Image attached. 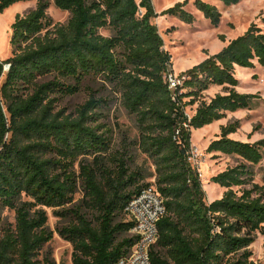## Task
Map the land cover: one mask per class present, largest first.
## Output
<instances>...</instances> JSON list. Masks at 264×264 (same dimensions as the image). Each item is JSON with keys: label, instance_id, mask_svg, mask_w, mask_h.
<instances>
[{"label": "trees", "instance_id": "trees-1", "mask_svg": "<svg viewBox=\"0 0 264 264\" xmlns=\"http://www.w3.org/2000/svg\"><path fill=\"white\" fill-rule=\"evenodd\" d=\"M31 1L0 0V14ZM52 1L69 13L67 23L53 24L49 2L37 0L34 10L15 17L13 55L0 62V264H56L45 252L53 238L45 209L62 222L55 233L71 246V264L116 263L134 243L133 224L122 219L125 208L150 186L165 207L153 264H256L250 248L257 234L264 242V187L253 183V167L263 160L264 139H231L238 120L220 127L207 153L237 157L239 163L210 179L224 192L209 204L189 158L192 130L251 110L257 96L236 90L235 68L258 66L264 75V33L251 25L180 73L182 85L171 91L165 81L171 56L154 24L158 15L151 0ZM244 1L216 0L224 7ZM187 4L162 15L192 23ZM194 5L218 27L215 6L201 0ZM86 82L119 97L138 131L135 147L153 172L136 167L127 149L112 151L111 131L100 124L106 101ZM82 88L88 100L74 117L56 111L58 97ZM211 88L223 92L200 101ZM198 102L194 114L186 115V107ZM5 211L14 213V223Z\"/></svg>", "mask_w": 264, "mask_h": 264}, {"label": "rangeland", "instance_id": "rangeland-1", "mask_svg": "<svg viewBox=\"0 0 264 264\" xmlns=\"http://www.w3.org/2000/svg\"><path fill=\"white\" fill-rule=\"evenodd\" d=\"M47 1L49 2L47 15L53 24H66L69 13L56 9L52 0ZM184 1L151 0L154 11L158 15L154 24L162 37L163 49L171 56V68L175 76H179L185 70L220 52L230 41L244 34L251 25H256L264 33V0H248L231 7H224L216 0H201L215 6L221 14L220 24L217 28H214L194 5L195 0H188L185 7V10L194 18L192 23L162 15L165 10ZM36 4L37 0L18 3L0 14V62L13 55V47L10 41L12 36L11 25L15 17L26 15L35 9ZM101 34L108 35L106 31H101ZM221 36H224V42L220 40ZM235 77L239 80V85L236 88L239 93L257 96V99L253 101L251 110L229 114L219 123L210 127L207 126L201 131H191V164L200 176L207 204L219 199L224 192L223 189L212 184L210 179L239 163L237 157L225 156L220 153H207L209 144L220 137V127L238 120L240 127L235 134L230 136L231 139L247 143H255L264 139L263 71L258 66L252 70L236 67ZM86 85L98 93V98L102 97L103 101H106L102 108L105 118L100 121V124L105 126L106 130L111 131L112 151L127 149L135 157L136 167L147 170L149 173L153 172L150 161L135 147L138 141V131L134 119L127 115L122 108L119 97L111 89L104 88L100 83L86 82ZM222 92V88H211L203 94L200 101L209 102L216 94ZM87 100L88 92L82 88L80 92L74 95L58 97L55 109L57 112L62 111L66 116L74 117L76 110ZM188 101V98L183 100L185 103ZM198 104L199 102L193 106L188 105L185 109L186 115L191 117ZM253 173V183L264 187V153L262 162L253 167ZM147 182L152 184L153 178L148 179ZM80 197V194L76 195L75 201L79 200ZM45 211L48 217L47 226L53 232V238L45 246V252L51 254L56 264H71V246L55 233L56 228L62 225V222L54 217L52 210L45 209ZM4 216L9 223H14L12 211H5ZM122 219L128 221L125 216H122ZM250 249L253 253L252 261L256 264H264V242L259 234L256 235V241Z\"/></svg>", "mask_w": 264, "mask_h": 264}, {"label": "built area", "instance_id": "built-area-1", "mask_svg": "<svg viewBox=\"0 0 264 264\" xmlns=\"http://www.w3.org/2000/svg\"><path fill=\"white\" fill-rule=\"evenodd\" d=\"M8 68L5 66L4 70L7 71ZM165 81L171 91L182 85V78L172 72L165 76ZM191 159L190 150V163ZM164 214V201L154 186L144 188L135 195L125 208L126 217L133 224L130 236L134 238V243L129 252L114 264H153L151 252L158 241V223Z\"/></svg>", "mask_w": 264, "mask_h": 264}, {"label": "bare ground", "instance_id": "bare-ground-1", "mask_svg": "<svg viewBox=\"0 0 264 264\" xmlns=\"http://www.w3.org/2000/svg\"><path fill=\"white\" fill-rule=\"evenodd\" d=\"M212 126V125H211ZM210 127V126H209ZM205 129V128H204ZM201 130H203V129H201ZM201 130H199V131H201Z\"/></svg>", "mask_w": 264, "mask_h": 264}, {"label": "crops", "instance_id": "crops-1", "mask_svg": "<svg viewBox=\"0 0 264 264\" xmlns=\"http://www.w3.org/2000/svg\"><path fill=\"white\" fill-rule=\"evenodd\" d=\"M186 71V70H185ZM183 73V72H182ZM263 82V81H262ZM223 126V125H222Z\"/></svg>", "mask_w": 264, "mask_h": 264}]
</instances>
